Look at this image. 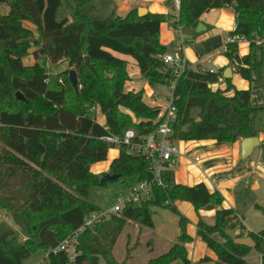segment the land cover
Instances as JSON below:
<instances>
[{"label":"trees","instance_id":"trees-1","mask_svg":"<svg viewBox=\"0 0 264 264\" xmlns=\"http://www.w3.org/2000/svg\"><path fill=\"white\" fill-rule=\"evenodd\" d=\"M99 1L110 0H0V7L10 9L7 16L0 11V208L21 214L36 237L21 246L7 236L0 237V264H23L40 251H48V264H100L101 260L125 264L113 255L123 229L128 222H137L154 230V209L177 215L180 233L175 245L147 264H192L186 248L193 242L187 230L190 222L175 206L178 201L192 204L197 212L216 211L213 225L202 219L197 225L198 236L217 256L215 264H250L247 258L252 250L264 264V230L249 234L254 248L236 245L234 239L239 237L227 233L228 218L235 211L224 208L223 195L210 192L203 183L193 187L173 184L169 174L165 187H153L150 197L139 206H126L118 215L86 229L78 238L74 261L57 251L83 226L86 217L102 210L88 201L93 187L113 183H102V175L117 176V181L135 179L137 183L152 179L151 162L132 155L126 146L118 148L119 157L107 173L91 171L117 148L103 138L122 134L129 127L141 136H155L163 122L161 109L148 106L143 92L125 91L128 63L115 54L134 59L152 88L176 80L162 59L168 49L160 41L161 26L172 16H139L135 8L124 18L112 15L102 20L95 15L94 4ZM224 8H233L236 14V29L229 36L243 37L250 44V53L241 59L245 66L241 76L253 85V72L260 80L261 63H254L253 51L257 39L264 38V0H181L173 28L195 29L205 13ZM34 13L41 18L46 34L77 33V46L57 59L65 57L69 62L68 70L60 75L48 73L40 62H23L31 34L21 23ZM227 46L224 56L233 61L239 44ZM86 58L92 69L86 65ZM71 68L78 74V93L68 79ZM229 89L214 92L205 82L189 78L187 72L179 77L174 92L177 120L170 139L234 144L264 132L257 126L264 103L252 105L251 88L235 89L232 96L226 95ZM17 93L25 101L18 100ZM94 107L100 108L104 125L97 122ZM235 132L238 137H234ZM207 260L205 257L200 263Z\"/></svg>","mask_w":264,"mask_h":264},{"label":"rangeland","instance_id":"rangeland-1","mask_svg":"<svg viewBox=\"0 0 264 264\" xmlns=\"http://www.w3.org/2000/svg\"><path fill=\"white\" fill-rule=\"evenodd\" d=\"M0 11L3 16H7L10 13V9L6 5H2L0 7ZM105 12L106 11L104 10L98 13L97 16H100L99 18L105 20L108 18V14ZM32 15L34 18L27 16L21 23L22 28L31 34V36H28L29 38H27L30 39V41L28 40L26 43V47H28V55L24 58L23 62L26 65L41 62L49 73H52L55 76L60 75L67 70L68 66L60 62L67 59L65 57L61 58V60L57 59L61 55L65 56L67 53H70L71 49L77 46V33H68L64 36H62V34L57 36L46 34L41 28V18H39V16L35 13ZM192 33L193 32L189 31L188 27L181 26L175 30L174 35L178 41H180V39L182 40L184 36L186 38L194 39V48L192 50L196 51V48H199V42L195 39L196 36ZM242 44L244 45L245 43ZM242 44L239 53H237L235 59L231 61L233 66L241 63L240 54H242ZM217 48L219 56H224L221 47ZM47 55H49L51 59ZM253 56L255 57L254 63L256 65L261 63L259 70L260 80L255 72H253L252 78L254 83L251 88V103L252 105H258L264 103V38L257 39ZM47 57L49 58L50 63H47ZM210 68L211 66H208V70ZM72 69L73 68L69 70ZM216 76L221 77L222 73L217 71L216 75L210 77ZM177 79L178 78L176 77V80L171 82L169 85L151 87L153 94L150 97L151 99L146 95V100H148L149 103L157 102L162 106L169 107L171 100V93L169 90L171 87H176ZM156 96H158V99H156ZM97 119L98 121L102 120L100 117H97ZM257 126L262 130L264 129V114H262ZM181 143L187 145L189 142ZM180 145V142H176V146L178 148ZM111 155L112 154H109V159L111 158ZM252 162H255L256 166L261 167L264 170V141L260 144V146L255 148V151L247 160L240 161L237 169L238 172H240V175L243 173L248 174L243 175L238 181H236L238 185L230 191L231 199L234 201L236 207H233L235 213L228 219L229 225L227 233L233 238H235L236 234H239L240 232L242 233L243 229H248L250 232L256 234L264 230V174L261 170H253L248 167L251 166ZM180 172L181 169H179L178 163L176 169L169 174L172 178L173 184H176V177L180 174ZM188 173L190 174V172L185 170L183 175H188ZM136 184L137 181L135 179H121L120 181L109 183L108 186L103 188L93 187L88 201L92 205L97 206L99 209L105 211L110 210L121 200L128 197L130 189ZM212 211L214 213L216 212L215 210ZM204 219L207 222L212 221L211 217L208 216H204ZM154 223L157 227V232H154L152 229H148L137 222H128L123 229L116 246L114 247L113 255L115 260L119 263L125 264H147L149 260L166 253L178 242L180 231L178 226L179 217L177 215L173 214L169 210H154ZM191 232H195V227L192 228ZM3 236H7L10 240H14V243L17 246L23 245L27 239L36 238L32 234V231L27 226L25 218L21 214L8 212L0 208V237ZM71 237H73V235L68 236L67 239ZM215 237L221 243L223 242V240L218 238V236ZM189 249L193 260L196 255L201 252V249L198 248L195 252L194 245L190 244ZM249 257L248 258L250 260L247 258L248 263L256 264L255 259L260 257V255L256 251L252 250ZM48 262V251H40L31 258L25 260L23 264H48ZM210 262V260H207L203 263ZM100 264L106 263L101 260ZM174 264H177V262Z\"/></svg>","mask_w":264,"mask_h":264},{"label":"crops","instance_id":"crops-1","mask_svg":"<svg viewBox=\"0 0 264 264\" xmlns=\"http://www.w3.org/2000/svg\"><path fill=\"white\" fill-rule=\"evenodd\" d=\"M168 2L170 4H167ZM94 6L96 10V16L98 15V13L105 10L108 14V18L112 15L124 18L132 9L135 8H144L146 9L147 13L172 16L170 21L162 24L161 26L160 41L164 46L167 47V49H173L175 51V53L172 54L180 55L188 61L189 69L187 71V76L189 78L196 81L205 82L208 87L214 92L227 91V89H229V86L232 85L226 93L228 96H232L235 89L243 91L249 90L253 87V85H251L249 81L245 80L241 76V72L245 68L242 61L240 64L233 66L231 61H229L225 56H219V53L217 52V47H221L222 53L224 54L223 49L225 46V41L229 37V34L235 29L234 27L236 25V14L233 8L215 9L208 13H205L200 18L199 24H202L206 30L200 33L197 32V28H188L190 32H193L192 34L196 36L195 39H197V41L199 42V48L197 47L196 51H193L192 49L194 48V39L186 38L184 36L182 40L180 39V41H178L176 36L174 35L175 29L173 28V24L178 17V11L175 8L173 0H110L107 2H96ZM242 43L245 44L243 45ZM241 44L243 47L241 50L242 54H240V58L242 59L244 56L250 53V44L247 41L240 42L239 50L241 49ZM115 56L124 59L128 63L127 72L129 75V80L125 84V91L136 93L143 92L144 102L150 107L160 108L161 114H163L167 108L166 106H162L157 102L149 103L148 100H146V95L150 98L153 94V90L148 82L142 78L140 69L138 68L135 60L128 56L118 54H115ZM46 60L47 63H50L48 57L46 58ZM60 63L68 65V70L69 62L67 60ZM208 66H211L209 70ZM202 68H204L206 71H203ZM227 69H230L232 72V77L230 79L224 78V74ZM210 70H216V72L210 73ZM217 71H220L222 73L221 77H210L216 75ZM229 80L231 82H228ZM156 99H158V96H156ZM96 115L97 117H100V119H102L100 121H98L97 119V122L101 125H104L106 119L101 111L99 110ZM258 138L260 140V144L263 143L264 132H261ZM241 140L242 139L234 144H222L216 141H198L189 142L187 145H184V143L180 142L181 145L179 149L181 151V155L179 157L178 163L181 172L176 177V184L193 187L195 185L203 183L210 192L219 191L223 195L225 199L224 208L234 209L233 207L236 206L234 201L231 199L230 191L238 185L236 181H238L243 175L248 174L243 173L242 175H240V172H238L237 170L240 161L242 160ZM109 154H112L110 159ZM119 154L120 151L118 147L111 149L108 153L107 161L93 165L91 171L94 174L107 173L113 160L118 158ZM195 157H201L202 162L200 164H196L194 162ZM248 167L253 170H261L264 174V170L261 167L256 166L255 162H252L251 166ZM185 170L190 172V174L188 173V175H183V172ZM175 206L180 211V213L185 216L190 222L187 226L188 233L193 238V242L190 245H194L195 252L197 251V248L201 249V252L197 254L195 259L193 260L191 257L189 244L188 246H186L189 252V259L191 260L192 264H214L217 260V256L198 236L197 225L200 219H202L209 225H213L215 223L214 218L216 213L206 210H200L199 212H197L192 204L188 202L178 201L175 203ZM204 216L211 217L212 221L207 222L204 219ZM194 227L195 232L192 233L191 230ZM153 231L157 232L156 225ZM250 233L252 232H250L248 229H243V232L236 234L235 238L248 237ZM205 257H208L211 262L200 263V261ZM249 258L248 260H250ZM255 260L256 264H261V257H257ZM177 264L182 263L177 262Z\"/></svg>","mask_w":264,"mask_h":264},{"label":"built area","instance_id":"built-area-1","mask_svg":"<svg viewBox=\"0 0 264 264\" xmlns=\"http://www.w3.org/2000/svg\"><path fill=\"white\" fill-rule=\"evenodd\" d=\"M175 8L179 12L181 0H173ZM236 29V25L234 27ZM234 29V30H235ZM245 41L243 37L229 36L225 41L223 52H227L228 44H235ZM163 61L168 65L175 77H181L189 69V63L184 58L177 54L167 53L163 56ZM204 71L205 69L202 68ZM216 70H210V73H215ZM62 82V79H59ZM171 100L169 107L161 114L163 122L160 124L155 136H141L139 131L135 128H128L119 135H108L103 140L115 147L126 146L130 153L137 157H144L151 162L152 179L150 181H143L137 183L130 189V194L125 199L121 200L110 210H99L91 213L86 217L83 226L73 234V237L64 240L57 248V251L65 252L71 261L77 253V245L79 235L86 229L93 228L97 224L105 222L113 215H118L126 206H139L143 200L150 197L153 187H165L167 174H170L176 169L179 157L181 155L180 149L176 146V141L170 139L173 133V123L177 120V108L174 105L175 88H170ZM99 107H94L93 111L97 113ZM194 162L200 164L201 157H195ZM168 204V203H167Z\"/></svg>","mask_w":264,"mask_h":264},{"label":"water","instance_id":"water-1","mask_svg":"<svg viewBox=\"0 0 264 264\" xmlns=\"http://www.w3.org/2000/svg\"><path fill=\"white\" fill-rule=\"evenodd\" d=\"M138 14L139 16H145L147 14L146 9L140 8L138 9ZM206 30L202 24H199L197 27V32L200 33L202 31ZM168 53H175L173 49H168ZM86 65L92 69V66L90 64L89 58H86ZM69 82L74 89L76 93L79 92L80 86H79V78L76 70L72 69L69 71ZM232 77V72L230 69H227L224 78L225 79H230ZM18 100L25 101L24 96L21 93H17L16 95ZM239 133L235 132L234 137H238ZM260 146V140L258 137H251V138H245L241 140V159L242 160H247L252 154L253 151L256 147ZM118 180L117 176H111L109 174H104L101 177V182H115ZM222 208L219 207L217 210L220 211ZM234 243L236 245L240 246H245L248 248H254L255 247V242L251 237H241V238H236L234 239Z\"/></svg>","mask_w":264,"mask_h":264}]
</instances>
